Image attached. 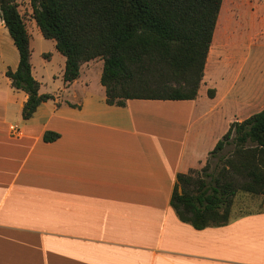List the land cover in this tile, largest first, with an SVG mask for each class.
Segmentation results:
<instances>
[{"label":"crops","instance_id":"0c3cea01","mask_svg":"<svg viewBox=\"0 0 264 264\" xmlns=\"http://www.w3.org/2000/svg\"><path fill=\"white\" fill-rule=\"evenodd\" d=\"M5 32L0 20V38ZM11 50L12 61L0 66V264H264V212L195 230L170 206L176 176L206 162L230 124L245 120L251 101L245 83L233 92L232 73L227 90L212 88L228 74L221 70L218 80L209 74L221 68L209 69L211 45L194 100L132 99L124 107L107 105L101 84L93 91L80 76L65 86L62 56L58 92L27 120L21 116L27 95L5 76L18 65ZM257 75L253 96L264 90V70ZM202 85L210 103L203 113ZM220 107L218 135L210 131L211 114ZM46 132L59 137L44 142Z\"/></svg>","mask_w":264,"mask_h":264},{"label":"trees","instance_id":"16d2710c","mask_svg":"<svg viewBox=\"0 0 264 264\" xmlns=\"http://www.w3.org/2000/svg\"><path fill=\"white\" fill-rule=\"evenodd\" d=\"M221 4L222 0H30L41 36L53 40L65 58L64 85L78 79L83 63L100 59L105 103L116 107L132 99L194 100ZM0 20L18 53L17 68L8 69L5 76L12 88L27 95L21 112L27 120L53 96L40 94V84L32 76L29 34L17 0H0ZM58 137L46 132L43 141ZM227 145H233V151L209 181L189 173L176 176L170 206L179 221L195 230L226 225L238 192L264 197V108L231 123L209 155Z\"/></svg>","mask_w":264,"mask_h":264},{"label":"rangeland","instance_id":"374dc122","mask_svg":"<svg viewBox=\"0 0 264 264\" xmlns=\"http://www.w3.org/2000/svg\"><path fill=\"white\" fill-rule=\"evenodd\" d=\"M17 4L18 11L23 18L29 34L31 63L36 73V78L40 83L41 92L50 95L55 94L58 92L60 83L58 80L54 79V76L58 75L61 70L62 62L60 58L62 55L56 51L53 40H47L41 36L38 27L32 19L30 0H17ZM5 33V37L0 38V66L12 61L13 53L11 49L17 53L7 31ZM7 39L11 42L10 46L7 45ZM228 46H230V49ZM233 46L236 48L234 49ZM238 48L241 49L240 52L236 51ZM50 53L52 55L48 58ZM234 54H236V56L240 54V61L235 60L232 62L230 60L231 62L229 63L228 58L231 59ZM208 61L209 69L211 67L214 68L215 63L221 64L219 65L221 68L209 70V74L213 76V80H218L222 71L228 74L226 75L227 78L224 83L216 84V86L212 88L220 89V92L227 90L226 87L228 79H230V73L233 74V80L235 81L233 92L238 91L242 84L245 83L247 85L248 90H246L245 93L247 92L251 101L248 103V106L246 105L243 108L244 119L257 113V111L264 106V90L258 96L251 95V90H253L256 82H258V70H264V0H222L207 63ZM227 64L230 65V67H228ZM102 67V60L96 59L89 67H83L82 70H80V80L86 81V83L89 84V88L93 91L98 90L100 87L99 78ZM224 78L225 77L221 76L220 80L223 81ZM205 82L206 85V79ZM206 91V86L202 85L197 112H208L207 108L210 103L206 102L207 104H205L203 102L206 97ZM63 94L64 92L61 90V95L63 96ZM247 95L246 97L248 98ZM224 109L227 111L228 115L233 116L234 109H230L228 103H225ZM223 112L224 110L220 107V109H217L211 114L216 124L210 131L216 132L218 135L224 129ZM211 137L212 135H210V138ZM220 139L221 137H219L217 141ZM209 140L208 137L204 139V142L208 143ZM232 151L233 145H227L221 152L213 156L208 155L206 162L198 169L190 170L191 172L189 171L188 173L194 177L209 181V175L213 176L222 169L223 160L227 158ZM262 212H264L263 196L238 192L233 199L229 220L234 221L239 217L256 215Z\"/></svg>","mask_w":264,"mask_h":264},{"label":"built area","instance_id":"2783aa9c","mask_svg":"<svg viewBox=\"0 0 264 264\" xmlns=\"http://www.w3.org/2000/svg\"><path fill=\"white\" fill-rule=\"evenodd\" d=\"M10 131L13 135H17L18 134V130L16 126H11L10 127Z\"/></svg>","mask_w":264,"mask_h":264}]
</instances>
